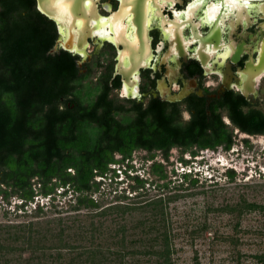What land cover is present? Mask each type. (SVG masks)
<instances>
[{
	"label": "trees",
	"instance_id": "16d2710c",
	"mask_svg": "<svg viewBox=\"0 0 264 264\" xmlns=\"http://www.w3.org/2000/svg\"><path fill=\"white\" fill-rule=\"evenodd\" d=\"M33 7L34 0H0V197L4 202L16 196L22 201L18 208L26 212L25 207L37 196L54 200L60 189L61 195L73 193L75 264H178L177 241L195 246L212 226L208 222L211 212L238 219L246 211L264 212V204L250 201L245 193L235 203L216 205L208 196H217L218 182L208 183L213 179L201 177L200 172L168 170L173 148L182 152L179 162L188 165L183 153L195 157L200 150L233 147L232 132L219 115L213 113L216 120L210 124H200L195 118L184 124L153 105L137 110L134 116L116 118L114 112L120 109L109 100V87L95 86L88 77H80L73 54L51 53L56 26H43V15ZM198 114L202 122L207 121L205 112ZM244 129L264 131L255 126ZM137 150L149 152L152 178L131 175L137 171L131 163ZM158 151L166 163L155 160ZM114 165L125 167L122 174L132 182L129 188L135 195L116 189L115 200L105 204L94 194L102 193L106 180L118 183L120 175ZM226 176L234 182L235 170L228 169ZM201 195L206 200L202 205L205 220L194 222L185 213V219L177 223L176 204ZM34 216L45 217L43 207ZM73 226L58 217L0 225V230L19 244L16 250L32 252L28 263L38 260L37 264H44L47 258L61 259L60 253L45 256L49 249L71 248L65 244L70 236L65 232ZM51 237L58 244L48 248L43 242ZM222 239L234 245L240 241L228 236ZM86 241L88 245L83 244ZM4 246L0 240V264ZM198 254L194 264H202ZM257 257L264 261V254Z\"/></svg>",
	"mask_w": 264,
	"mask_h": 264
},
{
	"label": "flooded vegetation",
	"instance_id": "af4514ba",
	"mask_svg": "<svg viewBox=\"0 0 264 264\" xmlns=\"http://www.w3.org/2000/svg\"><path fill=\"white\" fill-rule=\"evenodd\" d=\"M62 1L70 14L64 21L41 12L37 0L33 8L43 15V26H56V41L57 26H80L90 35L87 53H69L80 77L109 87L108 98L120 109L116 118L154 105L184 124L194 118L210 124L216 113L234 142L238 134L264 136L244 129L264 128V6H254L264 0H249L248 11H230L222 0H205L195 10L189 7L196 0H75L74 12ZM97 18H120L122 28L101 36L94 31ZM198 112H205L206 122Z\"/></svg>",
	"mask_w": 264,
	"mask_h": 264
},
{
	"label": "rangeland",
	"instance_id": "374dc122",
	"mask_svg": "<svg viewBox=\"0 0 264 264\" xmlns=\"http://www.w3.org/2000/svg\"><path fill=\"white\" fill-rule=\"evenodd\" d=\"M246 138H248L249 144L244 142ZM170 154L169 171L175 168L180 173L190 171L200 172L202 174L201 177L208 180L213 179L208 183H212L213 181L218 182V186L215 187L218 189L217 196L214 198L210 194L208 201L215 199L214 204L216 205L220 203H235L238 201L239 195L245 193L250 201L264 204V136L249 137L244 134H238L235 137V144L230 150H224L221 147L216 150H200L195 157L191 156L190 152L183 153L184 159L189 161L188 165L179 162V158L182 156L181 150L173 149L170 151ZM149 155V152L144 150H137L133 153L131 163L137 171L130 172L131 175L139 174L141 177L152 178L149 174V166L152 163L148 160ZM117 158H119L118 155ZM155 160L166 163L160 152L157 154ZM112 167L118 169L120 175L117 179L118 183L110 184V180H106L102 187V193L94 194L96 199L104 200L105 204L115 200L116 192L114 190L116 189L119 193H122L121 191L125 189L128 194L135 195V193H131L129 188L132 182L125 179V176L122 174L125 167L121 165H114ZM228 169H234L236 172L234 182L228 181L226 176ZM60 192H63V190H58V194L54 200L49 196H37L34 202L29 203L25 207L26 212L18 208V205L22 203L18 197H11L9 203L4 202L0 197L1 226L30 221L37 222L58 217L66 219L68 225H74L71 229L72 231L68 230V232H65V235L72 236V238L67 236V241L65 242L71 248L63 247L57 250V252L49 249L46 251L45 256L52 257L51 254L56 255L60 253L61 259L56 260L55 258L54 260L53 258H47L44 264H59V262L61 264H75L73 262L75 255V222L71 221V219H75V212L71 211V204L75 203V196L71 192L67 195H61ZM155 192L153 191L152 193ZM204 197L203 195L196 196L182 200L176 204L178 211L174 214V220L177 223L182 222L188 216L187 214H191L190 217L193 218L194 222L205 220L203 219L204 208L202 207L204 202H206ZM197 203L199 204L196 205ZM39 206L43 207L45 217L41 216V218H37L34 216ZM195 212L196 214H194ZM238 218L236 215L211 212L208 222L212 226H210L211 228L206 232L204 238L196 241L195 246H191L186 241H177L178 251L175 255L177 263L194 264V257L196 251H198L202 264H240L239 262L241 264H264V261L262 262L257 259L258 255L264 254V212L260 210L246 211L242 218ZM239 221L240 226L237 227L236 225ZM214 236L218 237V239L212 242ZM227 236L229 238H239L240 241L237 245H234V243L224 241V239L221 240L222 237ZM0 240L5 245L1 254V264H37L38 260H32L28 263L26 259L32 256V252L23 251L22 253L21 250H16L19 244L13 242L3 230H0ZM87 243L88 241L83 242V244ZM57 244L58 241L54 237L48 238L43 242V245H46L48 248H53ZM34 255H37V253Z\"/></svg>",
	"mask_w": 264,
	"mask_h": 264
},
{
	"label": "bare ground",
	"instance_id": "6f19581e",
	"mask_svg": "<svg viewBox=\"0 0 264 264\" xmlns=\"http://www.w3.org/2000/svg\"><path fill=\"white\" fill-rule=\"evenodd\" d=\"M205 0H196L195 2H193L190 7H189V10H195L201 3H203ZM224 2V6L226 8H229V10H233L235 8H245L247 9V11L249 10L247 6H253V5H250V1L249 0H243V3H239L240 1L239 0H222ZM218 5H214L211 7V14L215 15L216 14V11H217V8L218 6H220V1L217 3ZM244 4V5H242ZM262 5L264 6V4H256L254 6H256V8L260 9L262 7ZM54 8H45L46 9V13H48L52 18H54L55 20H57L58 22L59 21H64V19L66 17H69L70 14H69V9H68V6L65 4V1H62V0H56L55 4L53 5ZM73 10V9H72ZM127 14V13H126ZM125 14V15H126ZM124 15V16H125ZM123 18V17H122ZM116 20V22H115ZM113 20L112 18L110 19H99L97 18V26H94V31H96L98 34H100L101 36H106V37H109V34L111 32H118L119 30H121L122 28V19L120 20V18L118 19H115ZM84 30H87L88 27L87 26H83ZM109 27V28H108ZM60 31H61V34L65 36V40L62 41L61 43V46H65L67 44V40L69 38V34L70 32H72V36H73V39H72V44L73 46L70 47V49L72 51H75L77 53H80V54H85L86 52V47H82V48H79L77 47V43H78V38H83L84 36V32L82 31V27L80 26H60ZM82 40V39H81Z\"/></svg>",
	"mask_w": 264,
	"mask_h": 264
},
{
	"label": "water",
	"instance_id": "95a60500",
	"mask_svg": "<svg viewBox=\"0 0 264 264\" xmlns=\"http://www.w3.org/2000/svg\"><path fill=\"white\" fill-rule=\"evenodd\" d=\"M37 2H38V7H39L40 11L45 13V14H47L49 17H51L48 13H46V9L45 8L51 7V3L53 2V0H37ZM69 2L71 4V8L73 9L72 12H74L75 11V0H67V4H69ZM52 5H53V3H52ZM57 29H58V33H59V39L56 41L55 46L51 50V53L54 54L56 52H59L60 50L71 52L73 54L77 53V52L72 51L70 49V47L73 46V44H72V39H73L72 32H70V34H69V38L67 40V44L63 47V46H61L62 39H61L60 26H57ZM89 37H90V35H85L83 38H80V37L78 38L79 39L78 43H77L78 49L82 48L86 44H88Z\"/></svg>",
	"mask_w": 264,
	"mask_h": 264
}]
</instances>
